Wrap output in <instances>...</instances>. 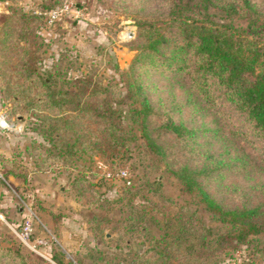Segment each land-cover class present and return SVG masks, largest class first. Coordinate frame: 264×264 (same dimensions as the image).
Returning a JSON list of instances; mask_svg holds the SVG:
<instances>
[{
  "label": "trees",
  "instance_id": "obj_1",
  "mask_svg": "<svg viewBox=\"0 0 264 264\" xmlns=\"http://www.w3.org/2000/svg\"><path fill=\"white\" fill-rule=\"evenodd\" d=\"M11 1L0 19V89L15 109L46 112H36L50 144L45 154L35 147L38 165L65 168L100 155L116 169L134 155L148 171L160 168L172 176L189 195L176 212L134 203L135 193L158 191L162 180L138 184L128 176V190L136 188L130 207L140 214L88 220L92 234L119 256L92 246L74 259L65 260L59 250L51 258L60 264H218L221 254L245 245L264 260V200L253 202L263 186L251 183L264 176V3L116 0L124 10L133 8L138 34L130 47L136 53L120 72L121 83H103L70 76L62 66L65 55L42 67L47 42L37 26L41 16ZM49 1L41 7L66 3ZM241 139L254 147L262 142V158L247 152ZM233 177L249 184L230 182ZM84 178L76 175L74 186L80 189ZM234 197L239 201L228 204ZM190 204L209 211L223 230L213 232ZM29 254L0 234V264H32Z\"/></svg>",
  "mask_w": 264,
  "mask_h": 264
},
{
  "label": "rangeland",
  "instance_id": "obj_2",
  "mask_svg": "<svg viewBox=\"0 0 264 264\" xmlns=\"http://www.w3.org/2000/svg\"><path fill=\"white\" fill-rule=\"evenodd\" d=\"M63 1L73 2L72 13L64 14L51 26L45 25L42 16L40 21H37L39 32L47 42L43 47L41 66L48 67L54 59L65 55L68 61L63 62L62 66L69 68L70 76L84 75L94 82L121 83L120 72L126 69L136 53V50L130 47L138 34L133 8L124 10L116 0ZM260 1L264 3V0ZM20 3L22 1L19 5ZM50 4V1L45 0H28L26 5H21L25 10L34 12L35 9L53 8L41 7ZM47 31L51 34L47 35ZM261 43L264 46V37ZM157 76L161 84L168 83L164 75ZM36 112L46 113L33 108L29 111L15 109L12 98L0 89V234L11 236L21 244L30 253L32 264H60L51 258L53 251L64 252L65 260H70L75 258L76 253H83L87 247L92 246L108 249L112 254L119 256V251L103 246L102 236L92 234L88 220L103 215L112 217V220H122L131 214H140L138 208L134 210L130 207L129 196L136 188L128 190L125 181L128 176L138 184H145L146 179L154 181L157 176L162 180L158 191L135 193L134 203H157L164 207V210L176 212L181 203L189 202V195L183 192L176 179L160 168L148 171L134 155L125 166L116 169L111 168L108 159L100 155L93 160L77 159L73 166L65 168L60 163L51 165L49 170L41 168L38 165L41 158H35L39 154L35 147L39 145L41 154H45V148H49L50 144L42 136L41 123ZM185 115L188 116V113L185 112ZM196 121L200 122V118ZM241 143L247 152L258 159L262 158V142L257 143L255 147L249 146L242 139ZM102 162L105 168L111 170L113 176L103 174L104 170L98 167ZM5 169L12 170L19 176L9 175L6 178L1 173ZM119 169L127 170L126 177L115 176ZM76 175L85 177L79 185L80 189L74 186ZM233 180L241 179L233 177L230 182ZM241 181L245 185L249 184L247 181ZM251 183L263 186L253 202L264 200V176L254 178ZM145 196L151 200L144 201ZM238 201L239 198L234 197L227 203ZM190 206L213 232L223 230V226L212 218L209 211L202 206ZM29 215L33 216L35 238L50 237L55 240L48 247L41 249L50 260L34 252L16 234ZM150 228L158 231L152 224ZM107 231L108 229L105 230L106 233ZM137 247L141 253L143 247ZM252 255L250 248L241 245L233 251L221 254L223 259L218 264H264L263 259Z\"/></svg>",
  "mask_w": 264,
  "mask_h": 264
},
{
  "label": "built area",
  "instance_id": "obj_3",
  "mask_svg": "<svg viewBox=\"0 0 264 264\" xmlns=\"http://www.w3.org/2000/svg\"><path fill=\"white\" fill-rule=\"evenodd\" d=\"M73 8V2H66L62 6H56L50 9L46 10H40L35 9L34 13L42 16L44 23L46 26L54 25L57 20L60 19L64 14L72 13ZM99 168L103 169V174L106 176H113L111 170L108 168H105L103 162L99 163ZM127 170L126 169H119L115 176L118 177H126ZM33 216L29 215L27 218H25L23 224L21 225L19 231L16 232L17 236L20 237L22 242L26 244L28 247H30L34 252L37 254L47 258L50 260V257L43 254L41 249L43 247H48L51 245V242L53 241L50 237H37L35 238L33 236Z\"/></svg>",
  "mask_w": 264,
  "mask_h": 264
},
{
  "label": "crops",
  "instance_id": "obj_4",
  "mask_svg": "<svg viewBox=\"0 0 264 264\" xmlns=\"http://www.w3.org/2000/svg\"><path fill=\"white\" fill-rule=\"evenodd\" d=\"M22 1L23 5L27 4L28 0H20ZM13 4L11 0H0V18L3 17V15L8 13L10 6ZM51 34L49 31H47V35Z\"/></svg>",
  "mask_w": 264,
  "mask_h": 264
}]
</instances>
